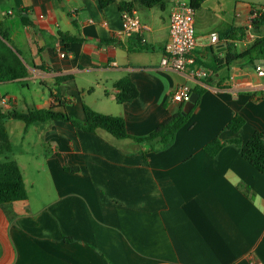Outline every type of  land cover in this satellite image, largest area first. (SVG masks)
Returning <instances> with one entry per match:
<instances>
[{
  "label": "crops",
  "instance_id": "1",
  "mask_svg": "<svg viewBox=\"0 0 264 264\" xmlns=\"http://www.w3.org/2000/svg\"><path fill=\"white\" fill-rule=\"evenodd\" d=\"M173 2L137 11L150 27L144 43L138 30L123 31L118 4L0 0L6 42L28 72L22 83L0 82L1 101L12 107L0 101L6 113L19 101L8 85L21 84L30 93L29 83L40 82L49 98L26 106H57L80 120L88 106L124 118L130 135L144 137L188 114L187 103L172 100L178 86L201 92L198 107L165 150L62 121L24 123L28 167L43 182L28 183L13 147L0 154V162L18 163L28 193L26 200L0 206V264H264V174L233 143L264 130V76L257 71L262 65L238 60L228 71L212 67L226 50L222 41L212 45L209 39L245 27L250 5L238 17V5L227 13L222 0H205L196 10V62L178 71L162 65ZM257 30L255 38L262 32ZM61 34L82 41L68 44ZM252 42L246 37L237 47L242 51ZM138 44L149 49L138 50ZM125 77L138 96L121 104L115 84ZM237 115L246 122L233 133L227 125ZM215 139L224 146L211 158L205 147ZM74 167L79 170H65Z\"/></svg>",
  "mask_w": 264,
  "mask_h": 264
},
{
  "label": "trees",
  "instance_id": "2",
  "mask_svg": "<svg viewBox=\"0 0 264 264\" xmlns=\"http://www.w3.org/2000/svg\"><path fill=\"white\" fill-rule=\"evenodd\" d=\"M102 8H106L112 4H118L120 11L133 10H148L154 7L164 9L167 4L174 0H97ZM205 0H191L192 6L197 10ZM264 7V6H263ZM24 25H30V20L23 19ZM262 32L257 34V37L249 44L246 49L239 50L237 43L241 42L247 34L245 27H233L219 34V42L222 41V48H225V55L222 57V62L214 59V65L221 64L222 71L228 68L238 60H248L255 62V60L264 59V14L255 22V27ZM61 37L69 42H81L79 38H71L65 34ZM8 35L1 29L0 25V82H14L22 83L23 79L27 77L28 72L26 65L8 44ZM138 50H148L149 47L138 44ZM208 78V77H207ZM115 88L119 90L117 94L118 103H126L133 101L138 96V91L129 77H125L115 84ZM201 95V92L198 91ZM57 99V96L55 95ZM200 101L198 100L192 111L186 115L179 114L163 124H161L155 131L144 137H135L128 133L126 122L124 118L112 115H106L94 111L88 106H84L85 119L68 115L66 112L60 111L59 107L51 106L48 109H35L28 112H18L16 110L11 112H4L0 107V154H8L12 152V145L5 126L8 119L23 121L26 125L35 123H43L48 121H62L70 123L76 128L83 131L96 133L98 130L106 131L117 139H131L138 144L147 143L152 149L165 150L169 148L176 139L177 133L187 124L191 114L196 110ZM245 119L237 115L229 124L227 129L233 133H238L245 125ZM242 157L256 168L259 172L264 174V130L256 131L251 138L242 142L237 139L234 140ZM224 146L220 139H215L205 147V152L214 158ZM67 172H77L79 168H65ZM28 193L24 181L23 174L18 163L14 160L0 162V206L10 204L16 201L26 200ZM70 241V239H67Z\"/></svg>",
  "mask_w": 264,
  "mask_h": 264
},
{
  "label": "built area",
  "instance_id": "3",
  "mask_svg": "<svg viewBox=\"0 0 264 264\" xmlns=\"http://www.w3.org/2000/svg\"><path fill=\"white\" fill-rule=\"evenodd\" d=\"M264 14V7L247 8V19L245 28L247 29L246 37L249 40L255 39V22ZM242 12L239 10L237 16L241 17ZM196 9L192 6L191 0H174L170 10L169 17V41L166 46V56L162 60V65L178 71H185L190 65L196 62L194 52L197 49L198 41L195 27ZM122 26L124 32L138 30L142 41L145 43L144 34L150 31V27L139 19L137 11H122ZM115 37H119L121 32L115 33ZM210 43L216 45L219 43V35L217 33L210 34ZM60 54L62 58L67 57V50L60 43ZM114 65H117L116 63ZM260 76H264V67L257 66ZM202 75H206L203 71ZM192 97L191 88L188 85L178 86L172 96V100L177 104L189 103ZM2 105L9 106L8 101L3 99Z\"/></svg>",
  "mask_w": 264,
  "mask_h": 264
},
{
  "label": "rangeland",
  "instance_id": "4",
  "mask_svg": "<svg viewBox=\"0 0 264 264\" xmlns=\"http://www.w3.org/2000/svg\"><path fill=\"white\" fill-rule=\"evenodd\" d=\"M232 4H235L236 6L238 5L237 10H242L243 5L249 4L250 6L253 7H262L264 6V0H222V8L224 11H230V7ZM240 49V47H239ZM31 92L28 93L26 91V88L23 89L21 84H13V85H8L10 87V90L18 96V105L15 107L16 111L18 112H28L31 110L36 109L38 106H26V102L28 104L34 103L35 105H41L45 99H48L50 94L49 90L45 88L44 86L40 85V82L36 83H29ZM44 96V98H42ZM1 101V98H0ZM8 101V100H7ZM9 106H3L7 109H11V103L8 101ZM44 109L50 108L49 106H42ZM76 118V117H75ZM12 125L9 126V129H7L8 134L10 135V141L13 147V153L16 155V158L22 163L23 166V173L28 180V183L34 181L36 183H42L43 176H38V174H33V172L29 169L28 163L31 161L29 157L25 156L24 154V148L25 143L23 141L24 137V129H25V124L23 121L19 120H13ZM4 156L0 155V160L3 159ZM38 191L35 189L32 191V194L35 195L37 194Z\"/></svg>",
  "mask_w": 264,
  "mask_h": 264
},
{
  "label": "water",
  "instance_id": "5",
  "mask_svg": "<svg viewBox=\"0 0 264 264\" xmlns=\"http://www.w3.org/2000/svg\"><path fill=\"white\" fill-rule=\"evenodd\" d=\"M256 32L259 33V30H257ZM254 63H255V64H261V65L264 67V59H261V60H255ZM198 98H199L198 94H196V93H193V94H192V97H191L190 102L186 104V107H185V113H189V112L193 109L194 105H195V104L197 103V101H198Z\"/></svg>",
  "mask_w": 264,
  "mask_h": 264
}]
</instances>
